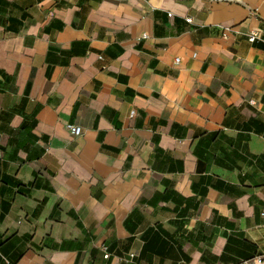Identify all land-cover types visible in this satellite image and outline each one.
<instances>
[{
  "label": "crops",
  "instance_id": "crops-1",
  "mask_svg": "<svg viewBox=\"0 0 264 264\" xmlns=\"http://www.w3.org/2000/svg\"><path fill=\"white\" fill-rule=\"evenodd\" d=\"M259 253L264 0H0V264Z\"/></svg>",
  "mask_w": 264,
  "mask_h": 264
},
{
  "label": "built area",
  "instance_id": "built-area-1",
  "mask_svg": "<svg viewBox=\"0 0 264 264\" xmlns=\"http://www.w3.org/2000/svg\"><path fill=\"white\" fill-rule=\"evenodd\" d=\"M187 20H190V18H187ZM259 38L260 37L256 32H250V34L248 35V39L250 41H254ZM177 60L178 58L176 59V61ZM133 114L134 111L131 112V115ZM67 127L73 135H79L81 133V127L76 124H68ZM236 264H264V253H259L249 258L240 259L238 262H236Z\"/></svg>",
  "mask_w": 264,
  "mask_h": 264
}]
</instances>
